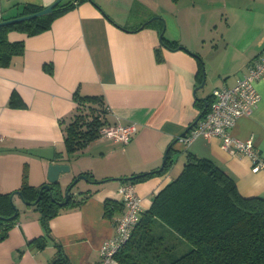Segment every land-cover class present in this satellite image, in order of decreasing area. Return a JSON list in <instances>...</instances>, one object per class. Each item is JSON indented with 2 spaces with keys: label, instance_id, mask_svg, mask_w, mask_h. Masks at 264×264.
<instances>
[{
  "label": "crops",
  "instance_id": "1",
  "mask_svg": "<svg viewBox=\"0 0 264 264\" xmlns=\"http://www.w3.org/2000/svg\"><path fill=\"white\" fill-rule=\"evenodd\" d=\"M53 1L0 0V9L10 18L24 3L44 7ZM93 2L78 3L42 32L7 34L24 48L9 64H0V192L17 190L24 172L31 186L47 182L50 162L70 166L58 177L62 191L79 175L87 179H77L71 201L49 220L48 234L40 213L14 195L20 215L0 241V264H51L58 248L69 264H95L122 211L118 188L126 181L120 178L159 168L168 146L200 113L196 100L204 105L213 88L233 84L264 51V0H165L167 7L158 0L132 22L118 0ZM152 15L156 17L140 27ZM161 30L186 49L161 45ZM194 54L200 56L201 68ZM201 74L204 84L194 95ZM255 87L259 101L236 120L231 133L251 137L264 157V75ZM76 90L102 95L108 122H135L132 139L122 144L96 138L66 158L62 127L75 112ZM171 146L170 168L133 184L142 211L178 175L187 152L213 160L233 178L240 194L264 198V169L223 148L218 137L197 138L188 146L177 140ZM107 198L120 204L111 217L104 213ZM39 237L45 240L42 247Z\"/></svg>",
  "mask_w": 264,
  "mask_h": 264
},
{
  "label": "trees",
  "instance_id": "2",
  "mask_svg": "<svg viewBox=\"0 0 264 264\" xmlns=\"http://www.w3.org/2000/svg\"><path fill=\"white\" fill-rule=\"evenodd\" d=\"M82 1L61 0L48 14L0 25V64H9L12 56L22 53L24 48L22 41L8 40L9 31L32 35L47 30L54 18ZM42 8L24 3L13 17ZM2 19L9 18L1 14ZM161 39L160 44L164 47L185 49L177 41L167 39L163 32ZM194 55L200 61V56ZM158 59H161L159 52ZM197 74L199 76V70ZM198 82H202V74ZM72 98L76 104L75 112L62 127L66 158L98 138L99 128L108 122V110L102 95H84L76 90ZM210 101L211 98L204 99L206 109L201 116L208 111ZM195 103L201 112L205 104L199 105L197 100ZM173 153L174 148L170 146L159 168L120 179L134 184L161 174L172 165ZM41 186L29 185L24 172L23 182L17 190L21 192L24 204L33 206L40 213L41 224L48 234L49 220L58 213L63 205L58 202L65 197L56 182L51 189H42L39 199L33 203ZM12 192H0V241L8 236L19 215L11 199ZM71 199L70 194L67 203ZM120 204L122 206L121 201ZM120 204L113 199H105L104 213L111 217ZM171 237L173 243L168 247L166 240ZM176 239L185 240L192 248L175 255V245L182 243ZM37 241L39 247L45 244L44 237ZM115 258L117 264H264V198L240 194L233 178L213 160L187 152L181 171L155 193L150 206L141 212L138 223ZM51 264H69V261L58 248Z\"/></svg>",
  "mask_w": 264,
  "mask_h": 264
},
{
  "label": "built area",
  "instance_id": "3",
  "mask_svg": "<svg viewBox=\"0 0 264 264\" xmlns=\"http://www.w3.org/2000/svg\"><path fill=\"white\" fill-rule=\"evenodd\" d=\"M262 75L264 51L249 61L246 72L236 78L233 84L213 88L208 111L186 133L180 135L178 140L188 146L197 138L218 137L223 148L246 155L255 169H264V157L255 148L253 139H239L231 133L236 120L240 116L250 114L259 101L260 94L255 82ZM136 131L135 122H107L99 128L98 138L125 144L132 139ZM118 191L121 195L122 211L112 223V235L100 245L99 259L95 264H117L115 254L131 235L142 212L141 197L132 183L123 182Z\"/></svg>",
  "mask_w": 264,
  "mask_h": 264
},
{
  "label": "water",
  "instance_id": "4",
  "mask_svg": "<svg viewBox=\"0 0 264 264\" xmlns=\"http://www.w3.org/2000/svg\"><path fill=\"white\" fill-rule=\"evenodd\" d=\"M61 0H54L52 3H50L49 5H47V6H44L42 9H40V10H38V11H36V12H33V13H31V14H27V15H21V16H17V17H13V18H9V19H2V20H0V25H8V24H11V23H15V22H19V21H23V20H27V19H31V18H36V17H39V16H42V15H45V14H48V13H50L52 10H53V8H54V6L57 4V3H59ZM92 1V0H91ZM98 8L100 9V11H102V9L98 6ZM103 12V11H102ZM104 13V12H103ZM105 14V13H104ZM154 17H156V16H152L151 18H149L148 20H146V21H144L141 25H140V27H143L146 23H148L149 21H151L152 19H154ZM162 31L163 30H161V32L159 33V41H160V43H162ZM182 46V45H181ZM184 47V46H183ZM185 48V47H184ZM186 49V48H185ZM204 84V79H203V81L199 84V85H197V86H195L194 87V89H193V94L195 95L196 94V91H197V89L200 87V86H202ZM196 99H197V97H196ZM205 109H206V104H205V106H204V109L198 114V116L187 126V128L183 131V134L184 133H186L196 122H197V120L201 117V114H203L204 113V111H205ZM179 137V136H178ZM178 137H176L173 141H172V143H171V145L175 142V141H177L178 140ZM170 145V146H171ZM170 146H168V148L167 149H169L170 148ZM70 169V166H69V164H66V163H58V162H50L49 164H48V167H47V182H45V183H43L42 184V186L40 187V189H39V194H38V196H37V198H36V200L33 202V203H35L38 199H39V197H40V192L42 191V189H51L52 188V184H55L56 182H58L59 183V181H58V177H59V175L61 174V173H64V172H67L68 170ZM78 178H82V179H87L86 178V176L84 175V174H82V175H79V176H77V177H75V178H73V180L64 188V190H63V193H64V200L63 201H59L58 203H60V204H65V203H67L68 202V200H69V195L71 194V196H72V193L70 192V190H71V188H72V186L74 185V183L75 182H77V179ZM112 179H118V178H112ZM14 195H18L19 197H20V199H21V201L23 202V203H25V201H24V198H23V196H22V194H21V192L19 191V190H14L13 192H12V194H11V199H13V196Z\"/></svg>",
  "mask_w": 264,
  "mask_h": 264
},
{
  "label": "rangeland",
  "instance_id": "5",
  "mask_svg": "<svg viewBox=\"0 0 264 264\" xmlns=\"http://www.w3.org/2000/svg\"><path fill=\"white\" fill-rule=\"evenodd\" d=\"M64 1H66V0H64ZM118 2L120 3L121 7L124 8V11H126L128 13V20H130L128 22H132L135 18V15L140 14L143 11H150V6L156 7L158 5V0H157V2H155L154 0H118ZM159 2H161L160 6L167 7L165 0H159ZM102 11L104 12L103 9H102ZM191 14L194 16H197L194 13H191ZM152 16H150L149 18H151ZM149 18H147V19H149ZM198 20H199V17H196L195 23H197ZM163 26H164V23H163ZM197 28L199 29V26H197ZM75 184H76V182L74 183V185L72 186V188L70 190V192L73 195H74L75 191L78 189L77 186L75 187ZM79 184H82V181H80L78 183V185ZM176 240H177V242H182V243H180L177 246L175 245V248H174L175 255H180L182 252L187 251L188 249L192 248V245L190 243L186 242L185 240H181V241L178 239H176ZM172 241H173L172 237L166 240L168 247L170 245H172V243H173Z\"/></svg>",
  "mask_w": 264,
  "mask_h": 264
}]
</instances>
